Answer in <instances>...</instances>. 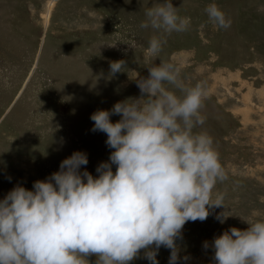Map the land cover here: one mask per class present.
Returning <instances> with one entry per match:
<instances>
[{"label":"rangeland","instance_id":"374dc122","mask_svg":"<svg viewBox=\"0 0 264 264\" xmlns=\"http://www.w3.org/2000/svg\"><path fill=\"white\" fill-rule=\"evenodd\" d=\"M50 1L0 0V200L17 184L32 189L77 151L89 161L81 171L99 175L98 165L113 149L105 133L92 131L90 117L140 95L136 77L149 75L144 53L160 35L140 27L144 10L165 2L54 0L46 18ZM172 3L191 23L164 37L160 57L180 69L185 87L204 86V124L194 131L213 138L228 177L215 189L226 209L185 224L177 264H212L214 249H205V241L231 227L246 229L237 215L264 218V0ZM212 3L231 20L228 29L209 20L205 9ZM114 61H124V71L112 75ZM225 210L233 215L221 224L216 215ZM169 257L170 249L161 247L159 264H169ZM88 259L95 264L97 257ZM129 264L150 262L141 250Z\"/></svg>","mask_w":264,"mask_h":264},{"label":"clouds","instance_id":"9594fccd","mask_svg":"<svg viewBox=\"0 0 264 264\" xmlns=\"http://www.w3.org/2000/svg\"><path fill=\"white\" fill-rule=\"evenodd\" d=\"M205 11L214 25L231 26L217 4ZM144 15L140 27L160 35L149 39L144 53L149 75L136 77L140 95L90 117L92 131L105 133L113 149L109 160L93 176L81 171L89 161L77 151L32 189L17 184L10 190L0 200V264H90L92 255L95 264H129L141 250L150 264H159L161 247L170 249L169 264H177L185 224L226 209L224 194L215 191L228 179L220 154L207 132L194 131L204 124L200 110L207 92L200 83L185 87L180 69L160 57L164 37L187 31L190 18L181 17L172 0ZM125 65L111 62L110 73ZM113 115L120 119L113 122ZM231 215L225 210L216 219L223 224ZM237 216L246 229L231 227L204 242L214 249L212 264H264V218Z\"/></svg>","mask_w":264,"mask_h":264},{"label":"bare ground","instance_id":"6f19581e","mask_svg":"<svg viewBox=\"0 0 264 264\" xmlns=\"http://www.w3.org/2000/svg\"><path fill=\"white\" fill-rule=\"evenodd\" d=\"M53 3H54V0H53V2H52V1H50V2L48 3V8H47V14H46V18H47V16L50 14L51 7H52Z\"/></svg>","mask_w":264,"mask_h":264},{"label":"crops","instance_id":"0c3cea01","mask_svg":"<svg viewBox=\"0 0 264 264\" xmlns=\"http://www.w3.org/2000/svg\"><path fill=\"white\" fill-rule=\"evenodd\" d=\"M6 161H7V158H6Z\"/></svg>","mask_w":264,"mask_h":264}]
</instances>
